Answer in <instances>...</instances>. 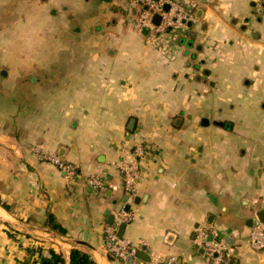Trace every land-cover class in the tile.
<instances>
[{
	"label": "crops",
	"instance_id": "obj_1",
	"mask_svg": "<svg viewBox=\"0 0 264 264\" xmlns=\"http://www.w3.org/2000/svg\"><path fill=\"white\" fill-rule=\"evenodd\" d=\"M179 1L189 30L148 42L126 0H0V264H68L72 249L94 264H208L196 227L217 230L235 264H264L247 244L264 209V0ZM139 140L127 195L119 161ZM121 205V236L149 261L104 250Z\"/></svg>",
	"mask_w": 264,
	"mask_h": 264
},
{
	"label": "built area",
	"instance_id": "obj_2",
	"mask_svg": "<svg viewBox=\"0 0 264 264\" xmlns=\"http://www.w3.org/2000/svg\"><path fill=\"white\" fill-rule=\"evenodd\" d=\"M131 6L138 7L139 12L132 15V24L139 30H145L146 40L154 42L158 36L173 32L184 34L189 30L187 22L193 17L179 0H126ZM167 5V9L163 7ZM157 14V24L152 22V17ZM33 150L38 157L53 166L57 167L68 176L76 175V167L61 157L46 153L39 148ZM148 152V144L143 140L136 141L130 150H125L119 161L121 182L124 192L127 195H134L137 191L138 182L141 176V163ZM87 182L92 188L102 185L100 177L90 175ZM131 213L121 205L115 212L113 222L104 227V250L114 259L125 261L135 256V250L140 248L118 234V226L131 219ZM192 241L202 253L208 264H235L232 248L225 241L224 237L215 229L196 227ZM247 244L253 250H264V223L250 227L247 235ZM155 264H177L174 257H157L153 259Z\"/></svg>",
	"mask_w": 264,
	"mask_h": 264
},
{
	"label": "trees",
	"instance_id": "obj_3",
	"mask_svg": "<svg viewBox=\"0 0 264 264\" xmlns=\"http://www.w3.org/2000/svg\"><path fill=\"white\" fill-rule=\"evenodd\" d=\"M0 206L5 210H8V205L0 201ZM48 224L50 227L58 232H63V229L58 225L54 219L50 216L48 219ZM51 258L56 263H63L61 256L58 253H55L53 250L50 251ZM68 264H94L92 259L84 252L77 249H72L69 253V262Z\"/></svg>",
	"mask_w": 264,
	"mask_h": 264
},
{
	"label": "water",
	"instance_id": "obj_4",
	"mask_svg": "<svg viewBox=\"0 0 264 264\" xmlns=\"http://www.w3.org/2000/svg\"><path fill=\"white\" fill-rule=\"evenodd\" d=\"M264 7V4L262 5ZM164 10L167 9V5H165L163 7ZM158 20H159V15L155 14L153 17H152V22L154 24H157L158 23ZM143 32L145 33V30H143ZM133 120H131L129 123H128V129H132L133 128ZM258 223H264V209H259L255 212V215L254 217H250L247 219V225L249 227H253L255 225H257ZM124 226L125 224L122 223L120 224L119 226V229H118V234L121 235L122 234V231L124 229ZM144 247H141V248H137L135 250V256L134 257H129L128 258V261H132L135 257H139L141 259H143L144 261H149V257L147 256L146 257V253H144Z\"/></svg>",
	"mask_w": 264,
	"mask_h": 264
}]
</instances>
